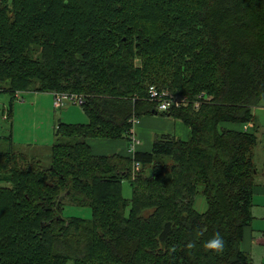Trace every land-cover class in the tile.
Wrapping results in <instances>:
<instances>
[{
	"label": "trees",
	"instance_id": "obj_1",
	"mask_svg": "<svg viewBox=\"0 0 264 264\" xmlns=\"http://www.w3.org/2000/svg\"><path fill=\"white\" fill-rule=\"evenodd\" d=\"M151 86L188 98L162 114L189 139L96 155L88 140L128 142L131 119L157 111ZM0 92L11 106L19 93L82 95L90 119L57 126L49 167L0 152V264H251L259 139L244 127L264 99V0H0ZM65 200L91 219L64 218ZM217 232L223 253L205 252Z\"/></svg>",
	"mask_w": 264,
	"mask_h": 264
},
{
	"label": "crops",
	"instance_id": "obj_2",
	"mask_svg": "<svg viewBox=\"0 0 264 264\" xmlns=\"http://www.w3.org/2000/svg\"><path fill=\"white\" fill-rule=\"evenodd\" d=\"M24 94L31 95L30 102L33 105H30L32 107L31 109L44 104V106L41 107L44 108L45 114H47L51 120L50 124L45 126L49 133V138L45 140L48 145L46 147L48 151L51 150V147L56 142L55 132L59 124L87 125L90 123V119L82 107L68 106L63 109H56L53 104V93H19L16 95L14 101L22 100L21 104L26 105L25 102L27 101L23 99ZM9 96V103H11L12 96L10 94ZM46 107L49 109H45ZM12 109L13 106L10 104V117L13 115ZM253 112L256 118L255 122L245 126L244 129L251 130L252 132L256 130L259 139V144L254 149L253 154V161L257 169V175L253 190V221L250 226L245 229L244 238L241 243V250L249 257L251 264H264V99L253 109ZM4 119L7 121L9 116ZM66 119H70L73 123L66 122ZM224 127H228L229 129L238 128L235 125L228 124H224ZM136 133L141 141L136 153H150L153 149L154 142L163 136H171L181 140H188L190 137L188 127L185 126L181 120L167 117L158 111L156 113L153 112V114L143 115L140 119V123L136 126ZM0 141L9 143L8 149L3 152L14 150L23 152L27 155L29 153V155L31 154L39 157V154L35 151L34 144H28L27 146V144H19L15 141V129H12L8 137H0ZM88 144L91 146L93 152L99 156L121 154L125 156L130 155L132 159L134 157V154L129 151L128 142L124 140L91 139L88 140ZM29 151H32V153ZM196 201L197 199L195 200V209L197 210Z\"/></svg>",
	"mask_w": 264,
	"mask_h": 264
},
{
	"label": "rangeland",
	"instance_id": "obj_3",
	"mask_svg": "<svg viewBox=\"0 0 264 264\" xmlns=\"http://www.w3.org/2000/svg\"><path fill=\"white\" fill-rule=\"evenodd\" d=\"M142 61L137 60L136 66H141ZM165 93H169L175 96H179L169 92L168 89L164 90ZM30 94H24L23 99L27 102L26 105L21 104V101H14L13 103V115L10 117V96L7 93L0 92V137H8L12 129H15V141L19 144H34L35 151L39 154V157L25 154L29 160L36 159L41 162V166L43 168L49 167L50 165V151L46 148L48 145L45 140L49 138V133L47 132V128L45 126L49 125L51 120L45 114L44 108L38 106L37 108H33L30 105ZM33 106V105H32ZM79 107V106H78ZM45 109H49L46 107ZM79 109V108H78ZM81 109V108H80ZM77 110V109H72ZM9 119L6 121L4 118ZM66 122H72L70 119H66ZM4 141V138H3ZM8 142L0 141V152L6 151L8 149ZM42 145V146H35ZM26 149V148H25ZM27 151V150H26ZM32 153V151H29ZM24 154V153H23ZM152 168H136L134 171V177H136L138 172H145L146 175H151ZM0 185H6L5 183H1ZM203 187L200 188L202 191ZM133 188L131 183L126 180L122 183V195L125 199L130 200L132 198ZM65 195V194H64ZM62 205L66 207L65 211L62 213L64 218L71 217H80L84 219H91V211L89 208H78L68 204V201L65 200L62 202ZM196 208L199 212H204L207 208L205 197L202 193L199 194L196 201ZM129 210L127 211V213Z\"/></svg>",
	"mask_w": 264,
	"mask_h": 264
},
{
	"label": "built area",
	"instance_id": "obj_4",
	"mask_svg": "<svg viewBox=\"0 0 264 264\" xmlns=\"http://www.w3.org/2000/svg\"><path fill=\"white\" fill-rule=\"evenodd\" d=\"M149 99L156 106V110L160 113H166L172 109H179L187 107L189 100L186 96L169 95L168 93L159 91L155 86H151L148 90ZM85 103V99L82 95L74 93L54 92L53 104L56 109H63L68 106L82 107ZM166 105L161 107V105ZM195 109H199L200 103H196ZM6 118V117H5ZM140 123V118L133 117L131 119L132 128L130 130V136L128 140L129 151L135 155L137 148H139L141 141L136 133V126ZM134 158V157H133ZM134 169L141 167L139 163L133 164Z\"/></svg>",
	"mask_w": 264,
	"mask_h": 264
},
{
	"label": "clouds",
	"instance_id": "obj_5",
	"mask_svg": "<svg viewBox=\"0 0 264 264\" xmlns=\"http://www.w3.org/2000/svg\"><path fill=\"white\" fill-rule=\"evenodd\" d=\"M166 105L162 104L161 107H165ZM189 248L195 247L194 244L190 243L188 245ZM203 249L205 252H211L214 254H221L225 248V240L221 233L217 232L213 235V237L207 240L203 244Z\"/></svg>",
	"mask_w": 264,
	"mask_h": 264
},
{
	"label": "water",
	"instance_id": "obj_6",
	"mask_svg": "<svg viewBox=\"0 0 264 264\" xmlns=\"http://www.w3.org/2000/svg\"><path fill=\"white\" fill-rule=\"evenodd\" d=\"M157 111H155V113H156ZM256 175H257V171H256Z\"/></svg>",
	"mask_w": 264,
	"mask_h": 264
},
{
	"label": "bare ground",
	"instance_id": "obj_7",
	"mask_svg": "<svg viewBox=\"0 0 264 264\" xmlns=\"http://www.w3.org/2000/svg\"><path fill=\"white\" fill-rule=\"evenodd\" d=\"M169 94V93H168ZM169 95H171V94H169Z\"/></svg>",
	"mask_w": 264,
	"mask_h": 264
}]
</instances>
